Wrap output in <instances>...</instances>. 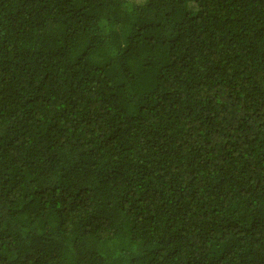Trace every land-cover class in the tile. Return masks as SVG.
I'll return each mask as SVG.
<instances>
[{"label": "trees", "instance_id": "1", "mask_svg": "<svg viewBox=\"0 0 264 264\" xmlns=\"http://www.w3.org/2000/svg\"><path fill=\"white\" fill-rule=\"evenodd\" d=\"M0 264H264V0H0Z\"/></svg>", "mask_w": 264, "mask_h": 264}]
</instances>
